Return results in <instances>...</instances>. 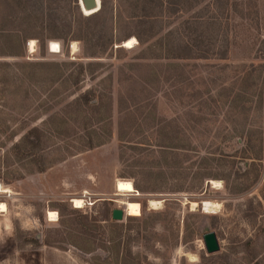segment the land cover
Here are the masks:
<instances>
[{
	"label": "rangeland",
	"instance_id": "1",
	"mask_svg": "<svg viewBox=\"0 0 264 264\" xmlns=\"http://www.w3.org/2000/svg\"><path fill=\"white\" fill-rule=\"evenodd\" d=\"M100 4L0 0V264H264V0Z\"/></svg>",
	"mask_w": 264,
	"mask_h": 264
},
{
	"label": "bare ground",
	"instance_id": "2",
	"mask_svg": "<svg viewBox=\"0 0 264 264\" xmlns=\"http://www.w3.org/2000/svg\"><path fill=\"white\" fill-rule=\"evenodd\" d=\"M98 3L100 4V0H97V5H98ZM81 4H82V2H81ZM98 9H99L98 7L94 8V9H85L83 7V9H81V10L84 12L85 15H89V14L95 13ZM134 42H135V38L130 37V38L126 39L125 41H123L122 46L127 47V48L132 47ZM49 47L52 50H57L59 47V44L57 42H51L49 44ZM28 51L34 52V42L32 40H30L28 42ZM116 190L118 192H121V193H130V192L134 191V188L129 181H118L116 183ZM0 193H8V190L3 189V187L0 185ZM71 201L73 202L74 207H76V208L82 207L83 203H84L82 198H73ZM158 203H159V201L149 200V204L153 207H156ZM0 206H2L1 203H0ZM125 211L128 215H134V214H137L139 212V208L136 205H134L130 202H127L125 205ZM47 218L49 221H55L56 220V213L54 211H48L47 212Z\"/></svg>",
	"mask_w": 264,
	"mask_h": 264
},
{
	"label": "water",
	"instance_id": "3",
	"mask_svg": "<svg viewBox=\"0 0 264 264\" xmlns=\"http://www.w3.org/2000/svg\"><path fill=\"white\" fill-rule=\"evenodd\" d=\"M79 2H80L79 3L80 9H83V7L85 9H94V8L98 7L100 9V6H101V4H99V3L97 5V0H79ZM81 2H82V4H81ZM123 216H124V208H122V209L116 208V209L112 210L111 218L113 220L120 221L123 218ZM202 239H203L204 248H205V251L207 254H212V253L217 252L219 250L217 237L213 231L205 233L203 235Z\"/></svg>",
	"mask_w": 264,
	"mask_h": 264
},
{
	"label": "trees",
	"instance_id": "4",
	"mask_svg": "<svg viewBox=\"0 0 264 264\" xmlns=\"http://www.w3.org/2000/svg\"><path fill=\"white\" fill-rule=\"evenodd\" d=\"M219 1V0H218ZM102 8H103V5H101L100 6V9H99V12L102 10ZM150 16V15H149ZM136 39H137V42H138V44L139 45H143V42L140 40V38L138 37V36H136ZM206 47V46H205ZM207 49V48H206ZM174 58H177L178 56H173ZM262 58L264 59V54H263V56H262ZM129 219H131V217H129ZM110 222H111V226L114 228V229H119V228H121L122 227V224H118V222L117 221H115V220H113V219H110ZM249 244V242H244L243 243V245L244 246H246V245H248ZM125 251H126V249H125ZM127 252V256H132V254H131V251L130 250H128V251H126Z\"/></svg>",
	"mask_w": 264,
	"mask_h": 264
}]
</instances>
